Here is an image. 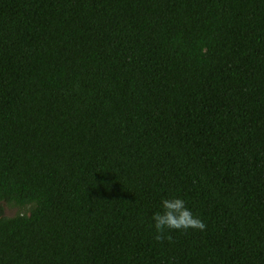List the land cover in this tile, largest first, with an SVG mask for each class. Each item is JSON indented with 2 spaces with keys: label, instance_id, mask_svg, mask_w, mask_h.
Wrapping results in <instances>:
<instances>
[{
  "label": "trees",
  "instance_id": "1",
  "mask_svg": "<svg viewBox=\"0 0 264 264\" xmlns=\"http://www.w3.org/2000/svg\"><path fill=\"white\" fill-rule=\"evenodd\" d=\"M0 264H264V0H0Z\"/></svg>",
  "mask_w": 264,
  "mask_h": 264
},
{
  "label": "clouds",
  "instance_id": "2",
  "mask_svg": "<svg viewBox=\"0 0 264 264\" xmlns=\"http://www.w3.org/2000/svg\"><path fill=\"white\" fill-rule=\"evenodd\" d=\"M150 219L151 227L154 229L153 239L157 242L170 240L169 233L172 231L205 229L203 220L194 215L186 201L179 196L162 198Z\"/></svg>",
  "mask_w": 264,
  "mask_h": 264
},
{
  "label": "rangeland",
  "instance_id": "3",
  "mask_svg": "<svg viewBox=\"0 0 264 264\" xmlns=\"http://www.w3.org/2000/svg\"><path fill=\"white\" fill-rule=\"evenodd\" d=\"M13 212H15V209H13V208H6L5 209V213L8 214V215L13 213Z\"/></svg>",
  "mask_w": 264,
  "mask_h": 264
}]
</instances>
